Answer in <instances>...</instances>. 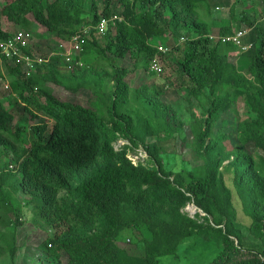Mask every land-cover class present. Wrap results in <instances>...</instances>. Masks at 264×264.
I'll return each instance as SVG.
<instances>
[{
  "label": "trees",
  "instance_id": "obj_1",
  "mask_svg": "<svg viewBox=\"0 0 264 264\" xmlns=\"http://www.w3.org/2000/svg\"><path fill=\"white\" fill-rule=\"evenodd\" d=\"M223 1L11 0L0 8V17L28 31L33 43V37L40 35L28 13L45 27L41 37L46 42L67 40L88 27L83 49L75 55L81 65L66 70L59 66L62 58L53 56L28 78L19 66L8 65L11 93L5 98L7 105L0 98V150L9 156L7 149L13 144L18 147L11 154L15 171L0 156V257L7 264H160V257L175 255L189 237L216 242L217 252L209 264H264V155H260L264 153V0ZM225 4L232 6L231 23L221 24L219 37L210 38V9ZM115 12L121 21L98 34L95 26L100 18ZM244 25L250 30L241 43L249 48L221 40ZM180 32L184 34L179 37ZM8 36L0 21V39ZM170 39L179 42L172 44ZM161 43L171 46L160 54V73L169 64L191 95L206 100L190 141L202 165L197 173H187V181L166 169L151 143L153 164L149 165H135L126 154L127 146L114 147L119 138L136 144L135 139L143 140L151 130V116L145 118L127 107L131 91L124 77L128 70L115 66L114 59L129 54L150 71V60ZM232 51L248 62L249 76L230 61ZM97 59L109 61V68L94 66ZM107 78L113 82L112 89L101 95ZM49 82L71 93L92 84L95 101L84 106L58 98ZM231 88L247 96L253 115L238 124V149L225 152L224 135L212 138L211 127L229 108ZM148 90L146 85L135 89V98L160 116L163 128L177 132L180 115L173 107L157 103L156 93L162 88ZM15 106L22 109L21 117L15 118L10 110ZM103 108L106 117L99 114ZM40 115L51 123H34ZM232 156L227 166L233 169L235 188L251 218L249 231L259 241V251L240 246L243 233L221 169ZM18 192L36 194L30 198L29 221L55 229L38 250L28 253L20 252L15 241V230L24 223L21 204L15 199ZM188 202L204 215L183 213ZM11 227L15 230L9 231ZM124 233L132 236L126 245Z\"/></svg>",
  "mask_w": 264,
  "mask_h": 264
},
{
  "label": "rangeland",
  "instance_id": "obj_2",
  "mask_svg": "<svg viewBox=\"0 0 264 264\" xmlns=\"http://www.w3.org/2000/svg\"><path fill=\"white\" fill-rule=\"evenodd\" d=\"M11 0H0V8L7 2ZM223 1V0H222ZM225 2V1H223ZM229 4H225L223 6H216L219 8H215L212 6L210 12L207 16L209 21H212V34H216L221 24L225 22L231 23L230 19V8H228ZM119 5L117 6L118 9ZM200 7V6H199ZM203 8V6H201ZM261 7H263L261 5ZM102 8V7H101ZM202 8L200 12L202 11ZM241 7L235 8L236 12L240 10ZM115 14L119 15L118 12ZM247 18L250 20L253 19L251 12L246 13ZM29 20L36 25V33L40 36L33 37L34 43L32 46L34 47V53H39L41 55H47L50 51H52L57 45V41L47 40L43 41L45 37H41L42 33L45 32V27L39 24L34 20L33 15L28 13L26 16ZM1 26L3 29L7 31H14L18 29V26L14 24L12 21L8 20L5 16L0 17ZM245 26V25H244ZM242 26V27H244ZM179 33V37L183 35ZM194 32H190V35H194ZM178 37V38H179ZM173 44L174 41L179 42V40H171ZM173 41V42H172ZM175 44V43H174ZM170 48V43L165 44ZM109 54V53H108ZM229 59L232 61L241 71H243L247 76L248 70L247 65L248 62L242 57V54L232 51L229 53ZM161 60V59H160ZM109 61L105 59H97L94 63L96 67L109 68ZM163 62V60H161ZM8 62H0V77L3 80L4 78L10 81V74L8 70ZM114 65L124 67L128 70L126 73L124 80L128 83L129 89L131 91L130 100L127 104L129 109L135 108L139 110L141 115L148 118L151 124L150 133H147L143 140L135 139V143L133 144L127 138H119L116 142H114L115 149H120L121 147L127 146L126 154L131 159V161L136 165L138 163L142 164H153L152 156L150 155V151L148 149V145L154 147V149L160 153L159 156L163 160V164L167 170L171 171L174 174L180 173L182 177L187 181V173L189 171L198 172V168L202 165V160L200 157H196L194 152L191 149L190 141L192 137V128L197 126V121L195 118L199 119L202 117L201 104L206 103L204 97L195 98L188 92L187 85L182 82V78L178 75V72H174V68L172 69L170 65H165L164 62V72L162 73H150V71H146L144 66L139 60L138 63H135V60L127 54L124 58H115ZM11 66V65H9ZM60 67H64L63 65H59ZM112 68V67H111ZM111 68L109 70H111ZM61 69V68H60ZM62 70V69H61ZM63 72H66L62 70ZM48 87H52L53 93L56 97L65 99V100H73L76 103H80L84 106H91L90 101H95L94 92L92 90V84L87 87H82L77 90L76 93H71L69 91L64 90L60 85H53L52 83L47 84ZM146 85L149 90L148 92L156 93L157 103L160 105H169L173 107L178 115H180V128L175 133H170L166 128L162 127L161 119L158 114L152 113L151 109H148V104L146 107V103L142 99H136L134 95V91L141 86ZM113 82L111 79H106L104 87L99 90V93L102 95L103 91L107 93L112 89ZM235 91V92H234ZM11 93L10 89H5L0 82V98L5 100L6 97ZM104 93V94H105ZM230 97V105L229 108L223 110L217 118H215L211 127L212 138L216 135L223 134L224 138L222 139V145L224 147V151H234L238 149L239 144L237 142V134H238V124L241 121L248 120L251 118L252 111L250 109L249 103L246 101L247 96L245 94H241L233 88L228 89ZM5 105H7V101H4ZM14 112L15 118L22 116V109L18 106L11 108ZM99 114L106 117L107 111L99 109ZM24 117V116H23ZM47 121V123H51V119L46 118L45 116L40 115L34 123H43ZM178 122V123H179ZM29 140L31 138V131H28ZM11 142V140H9ZM208 141V140H207ZM18 144H13V147H9L7 150L9 152V156H7L4 152L0 150L1 158L10 164L9 168H13L15 171L17 169V164L13 162L11 159V154L16 150ZM252 149V147L250 148ZM253 154H257L253 152ZM260 155H264V153H260ZM233 159V156L222 163L221 169L224 181L226 185L230 188L232 192V205L236 211V220L239 223L240 229L243 233V239L240 243V246L245 249H251L254 251L260 250L259 241L254 238L250 231L249 226L251 223L250 216L246 213L245 208H243L242 201L237 193V189L234 184V172L230 166H227V163ZM12 166V167H11ZM27 188V186H26ZM33 188L29 187L27 191H30ZM33 191V190H32ZM36 194L32 193H22L18 192L15 195V199L17 203L21 204L22 211L24 213V223L21 226H18L15 230L14 227L9 228V231L15 230V241L18 245L20 252H31L35 251L40 247L43 241L52 233H54L55 229H47L45 227H37L34 226L30 221V209L33 207V203H31L30 198L35 197ZM183 213H187L190 217L198 215H204V213L192 202H188L183 208ZM11 216V215H9ZM199 218V217H198ZM132 236L128 233L122 234V238L125 239V245L128 242L127 239ZM237 242V239H235ZM123 243V242H122ZM217 252V244L214 241L204 240L202 237H189L186 238L178 247V251L175 255H168L159 258L160 264H209L210 260L214 253ZM41 254V253H40ZM0 264H7V261L4 257H0ZM31 264V263H30Z\"/></svg>",
  "mask_w": 264,
  "mask_h": 264
},
{
  "label": "built area",
  "instance_id": "obj_3",
  "mask_svg": "<svg viewBox=\"0 0 264 264\" xmlns=\"http://www.w3.org/2000/svg\"><path fill=\"white\" fill-rule=\"evenodd\" d=\"M107 24V20L102 18L97 26L98 31L102 32ZM2 30L7 31L2 28ZM88 27L75 32L69 37L68 40L61 41L56 45L57 50L50 51L47 55L34 53L32 35L24 29H16L8 31L9 36L5 39H0V62H8L12 67L19 66L25 78L30 77L37 71V68L44 66L51 61L52 56L59 55L66 70H70L74 65H81V62L75 59V55L80 53L85 43V35ZM243 32H238L232 40L236 43L240 42V36ZM159 50L165 51L166 47L159 46ZM151 69L160 72L161 66L157 59L154 57L151 61ZM0 82L5 89H10V84L7 79L0 77Z\"/></svg>",
  "mask_w": 264,
  "mask_h": 264
},
{
  "label": "clouds",
  "instance_id": "obj_4",
  "mask_svg": "<svg viewBox=\"0 0 264 264\" xmlns=\"http://www.w3.org/2000/svg\"><path fill=\"white\" fill-rule=\"evenodd\" d=\"M102 18H105L106 20H107V24H106V26H105V28H104V30L102 31V32H99L98 31V28H97V26H98V24H97V26H95V28H96V30H97V33L98 34H103L106 30H107V28H108V26L111 24V25H113V26H115L116 25V23H117V21H121V19H122V16L119 14V15H117V14H115V13H113V14H111L110 16H108V17H101L100 18V20L102 19ZM100 20H99V22H100ZM249 27H247V26H244V27H241V28H239L238 30H236L235 31V33L234 34H232V35H228L227 37H222L221 38V40L222 41H224V40H229V41H232L233 43H235V45H237V46H239V47H241L242 49H245V48H249V45H246L245 46V44H242L241 43V39H242V37H244V36H246L247 35V33L249 32ZM243 32V34L240 36V42L239 43H236L235 41H233L232 40V37H234L238 32ZM209 37L210 38H218L219 37V35H218V32L216 33V34H212V33H210L209 34ZM69 39V38H68ZM67 39V40H68ZM181 40L183 39V37H181L180 38ZM85 40H86V38H85ZM64 41V40H63ZM61 42V41H60ZM60 42H57V44L58 43H60ZM159 46H164V47H166V50L165 51H161V50H159ZM156 48H157V50L159 51V53L157 52V54L154 56V57H157V59H158V61H159V63H160V66H161V70H162V63H161V57H160V54H164V53H166L167 51H168V46L167 45H165V44H157L156 45ZM55 50H57V47L55 46V48L52 50V51H55ZM56 56H58V55H56ZM53 57V56H52ZM60 57V56H59ZM153 57V58H154ZM152 58V59H153ZM152 59L150 60V63H149V70H150V72H156L157 74L158 73H160V72H157V71H154L153 69H151V61H152ZM62 63H63V60H62ZM63 66H64V64H63ZM64 69H66L65 67H63ZM9 167H10V165H9ZM12 167V166H11Z\"/></svg>",
  "mask_w": 264,
  "mask_h": 264
}]
</instances>
